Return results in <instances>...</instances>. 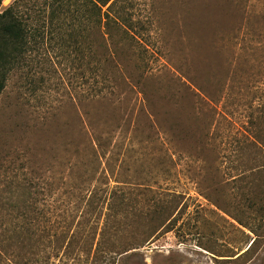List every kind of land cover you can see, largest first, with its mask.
I'll use <instances>...</instances> for the list:
<instances>
[{"label": "rangeland", "instance_id": "rangeland-1", "mask_svg": "<svg viewBox=\"0 0 264 264\" xmlns=\"http://www.w3.org/2000/svg\"><path fill=\"white\" fill-rule=\"evenodd\" d=\"M14 3L0 264H264V0H121L140 46L108 47L72 1Z\"/></svg>", "mask_w": 264, "mask_h": 264}, {"label": "trees", "instance_id": "trees-1", "mask_svg": "<svg viewBox=\"0 0 264 264\" xmlns=\"http://www.w3.org/2000/svg\"><path fill=\"white\" fill-rule=\"evenodd\" d=\"M68 1H72L76 6L75 20L80 23V18L85 17L87 20L86 30L92 29L93 33L95 30H97L96 33L100 32L107 47L119 34L123 41L140 44V40L133 32L134 29H137V24L127 20L119 6L121 0H59V4L51 11L52 17L63 15L65 2ZM1 2L2 0H0V4ZM15 3L2 12L0 11V94L6 88L10 72L26 55L30 43V29L24 23L18 10H15ZM145 50L147 51L146 48ZM90 54L93 58L92 63L95 55L93 52ZM94 69H91L89 77L93 81L92 88L95 89L92 94L93 98H101L103 97V78L99 79L97 71ZM104 80L107 81L106 78Z\"/></svg>", "mask_w": 264, "mask_h": 264}]
</instances>
